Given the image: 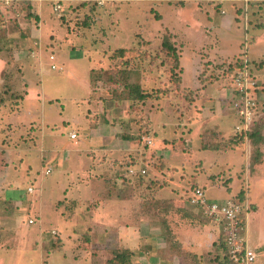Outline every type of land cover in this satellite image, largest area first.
I'll list each match as a JSON object with an SVG mask.
<instances>
[{
    "label": "rangeland",
    "instance_id": "1",
    "mask_svg": "<svg viewBox=\"0 0 264 264\" xmlns=\"http://www.w3.org/2000/svg\"><path fill=\"white\" fill-rule=\"evenodd\" d=\"M38 1L44 7L40 25L27 2L7 8L9 15L0 13V264L104 263L116 244L114 238L107 245L94 243V238L102 240L92 236L91 223L125 230L139 194L150 203L164 199L157 196H180L175 199L182 198L180 203L192 209L188 197L197 186L214 201L246 187L253 202L247 234L254 243H263V251L264 73L256 70L264 56L255 61L251 56L258 47L253 38L264 33V0H227L219 8L209 0H72L70 5L56 0L61 4L58 11L53 9L55 0ZM204 3L210 20L206 10H200ZM204 23L215 25L218 48H228L229 38H237L240 52L221 51L198 65L196 56L202 58L212 46H201L208 33ZM38 30L44 36L41 41L31 32ZM165 40L174 42L175 52L163 45ZM81 53L86 58H72ZM237 58H244L257 81L250 93L256 102L252 130L251 125L237 129L234 76L240 69L229 67ZM65 63L66 69L60 70ZM88 66L95 67L91 78ZM25 83L32 89L44 86L46 100H34L31 92L25 97ZM133 84L147 96L134 98ZM91 102L97 112L93 118L87 116ZM90 120L114 127L126 145L136 149L125 152L123 166L145 168L147 173L134 177L122 164L112 172L106 164L99 165L107 156L102 150L116 147L117 138H109L102 148L84 133L81 124L89 128ZM71 129L77 134L73 140ZM216 144L215 150L202 148ZM49 167L51 172L45 174ZM108 178L113 179L111 185ZM122 178L133 181L142 193ZM85 182L91 196L80 200L77 194L84 193ZM96 208H101L99 217ZM161 208L157 202L159 217ZM29 218L35 223L28 224ZM161 229L156 219L138 225L140 239H149L146 246H154L156 253L138 250L130 264H191L169 250L171 240L182 252V241L176 235L169 239ZM218 249L212 253L221 252Z\"/></svg>",
    "mask_w": 264,
    "mask_h": 264
},
{
    "label": "crops",
    "instance_id": "2",
    "mask_svg": "<svg viewBox=\"0 0 264 264\" xmlns=\"http://www.w3.org/2000/svg\"><path fill=\"white\" fill-rule=\"evenodd\" d=\"M30 1H31V11L34 12L37 15L36 17L40 18V21L38 23L40 25V24H42V21H43L44 7H43V5L41 3L43 1H41V2H39L38 0H30ZM62 1L63 2L64 1L67 2L68 5L74 4L72 2V0H62ZM52 2H55V5L53 6V9L55 11V6H56L57 1L55 0V1H52ZM204 4L205 5H203L201 7L202 9H200L202 11L204 9L206 10V5L207 4L206 3H204ZM205 12H207V13L204 14V15L208 17V20H210L211 16L209 17V14H210L209 11L206 10ZM204 24H205V25H203V26H205L204 28L208 27V33L205 34V37H204L205 40L200 41V43L203 42L201 46H203V45L205 46L206 44L209 45V42H212V46L209 45L208 46L209 48H206V52H207L206 54L207 55L203 54L202 58H201V55H197L196 56V62H197L198 65H201V60H203V58L205 59L204 61L213 60V57H216L217 55H219L221 53V51L231 50V51L235 52V53H233V55H237L240 52L241 49L239 48V46L242 43L237 38H236V41H234L233 39L229 38V40H228L229 47L228 48H218V44H219L220 40L217 42V38L214 37L215 36L214 34H212L216 30L215 25L207 24V23H204ZM31 28H32V26H31ZM262 30H264V29H262ZM31 32H33L34 33L33 36H37V38H39L40 41H41V39L43 40V37H44L43 33L39 32V30L37 32H34V31H31ZM51 37H53V35ZM214 39L216 41H214ZM252 42H255V44L258 45V47L255 50H253V52H252L253 54L251 56V57H253L252 60L255 61V60H257L256 59L257 57L264 56V48H263L264 47V33L259 34L257 36V39L253 38ZM200 43H198V44H200ZM41 45H42V42H41ZM42 49H43V45H42V48L40 50L41 51V58L38 59V61H39L38 64L40 66L44 62V60H43L44 59V54H43L44 52H42ZM217 52H219V53L217 54ZM82 55H83L82 53L79 54V55L78 54L77 55H73L72 58H76L77 56H79V58H86V57H84ZM198 57L200 59H198ZM78 60H81V59H78ZM0 61H2L1 58H0ZM256 62H258V61H256ZM260 62H261V66L259 67L258 70H256L257 74L264 73V61H260ZM66 65H67V63H65V67H63V66L60 67V70H65L66 69ZM3 66H4V63L2 61L0 63V68H2ZM88 67H89L88 74L90 76L91 71L95 67H92V66H88ZM73 75H75V74H73ZM182 77H183V75H182ZM182 82H183V84H186V82L183 80V78H182L181 83ZM88 84H89V88L92 89L91 81ZM203 84H205V83H203ZM23 85H25L24 88L26 89L25 90V97L30 96V92H31V97H33V96L35 97L34 100H36L37 98H38L37 100H40L41 102L46 100V98H47V96H46L47 94L46 93L47 92H45L46 90H45L44 86L41 85L39 89H32V87H30V83H25ZM188 85L192 86V88H193L192 84H188ZM197 87H200L199 83H198ZM51 97H55V96H51ZM53 100H54V98H49V102H51ZM98 104L100 105L99 102H97V105ZM50 106L52 107L53 104L50 105ZM91 108H93V109H91ZM94 109H95L94 102H91L90 103V109H88L89 113H88L87 116H90L91 118H93V115H95L94 113H97V112L94 111ZM106 117H108V115H106ZM48 118L49 119L47 120V123L50 124L49 121L52 118L51 117H48ZM92 122H93V120H90V123H92ZM43 123L46 124V122H43ZM81 125L84 128V133H85V135H87V138H89L91 140H95V141L101 142L102 144L100 146L102 148H104V146L106 144V141L109 138H113L114 136H115V138H117L115 140L117 146L116 147H111V148H106L105 147L102 151L105 152V154H107V156L103 157L104 159L102 161H101V159H99L97 161L99 163V165H105L106 164V167L109 166V168H106V169H109V171H111V172H112L113 169L119 168L117 166L123 163V160H124V158H123L124 156L123 155H125V152H128L127 154H129V153L132 154L131 151H133V150L136 151V149L133 146H131L130 144L126 145L125 141H127V140H124V139L120 138L118 136V134H117L118 132L117 133L115 132V130H114L115 128L113 127V129H111L110 128L111 126L109 127L108 124H103L102 122L97 121V122L94 123V125L92 123V125L89 128L87 127V124L85 122H83ZM108 128H110L111 131ZM72 132H76V131L71 129L70 132H69V137H70V133H72ZM140 153H143V152H140ZM112 156H113V158H116V159L110 161V162H112V163H110L108 161L109 160L108 157L112 158ZM137 156H139V154ZM122 166H123V164H122ZM129 166H130V164H125L123 167H128L129 168ZM94 171H96V169ZM119 173L117 174L118 177H119ZM102 176H103V174H102ZM106 180H107L106 183H108V185H111L113 179L112 178H108ZM122 180H123V182L127 183V181H125L124 178H122ZM122 180L120 179L119 181H122ZM130 183H132L133 186L137 188L139 193H142L141 192V190H142L141 187H138L137 185H135V183L133 181H131ZM91 186H93V185H91ZM82 188H83L84 193L80 192V193L77 194V197L79 196L80 198H78V199H80V200H81V198L86 197L85 195H88V196L90 195L91 196V191L89 189V186H88L87 182H85V184H84V186H82ZM107 194H108V196L111 195L109 193H107ZM134 195H138V194L134 193ZM139 196H140V198L138 199L136 205L133 206L130 209V215H129L130 223L128 224V227L125 228V230H116L114 226L104 225V223H99V226L96 225L95 223H91L92 224L91 227L93 228L91 230L92 236L100 238V241L102 240L101 243H100L99 241L96 240V238L93 237L94 238V240H93L94 243L107 245V243H109L110 240L112 238H114V241H115V244H116L115 248H118V247L130 248L133 251V257L135 255V252H137L138 250H139L138 251L139 253L140 252H145V251H150L152 254L156 253L154 251L155 247L153 245H152L153 247H151V246L147 247L146 246V244L150 243V240L149 239H140L141 237L137 233V227H138L139 224H141V223H144L145 225L149 224V219H152L151 217L147 216V214L142 212V208H143V204L142 203L145 201V199L140 194H139ZM157 198H164V199L172 198V199H175V198H180V196H178V197H175V196H172V197H159V196H157ZM227 198H225V199H227ZM181 199L178 201L179 203L181 202ZM68 200H77V199H75V198L69 199L68 198ZM77 201H78L77 203H80L79 200H77ZM97 201L100 202L101 199L99 198ZM91 203L92 204H96V202H91ZM95 213L97 214V216L100 215L101 214V208H100V210H98V208H96L95 209ZM168 216L171 217L170 215H168ZM177 217H179V219L176 218L175 220L179 224H176L175 222H172V220H171V222L169 221V224L171 225L173 234L177 236V238L180 240V242L182 241V244H183V247H181L182 253H187V254H185L183 257H181L179 253H174L171 250L173 255H177L176 258H179L178 259L179 261H180V259L181 260L183 259L184 261H187V262H189L191 264H196V261H193V259H192L193 255H196L197 260H200L199 262L201 264L208 263V260L206 259V257L209 256V255L207 253H208V251H211L212 249H214L213 248V242L217 238L218 231H216V229L218 230V228L213 223L197 224L195 222L192 223V221L189 220L188 218H183L181 216H177ZM248 219H249V217H248ZM94 227H96V228H94ZM158 228H161V226H159ZM155 229H157V228H155ZM162 229H163V227H162ZM164 232H165V230H164ZM194 235H195V238H194ZM103 239L106 241L105 244L103 243ZM124 239H127V241L124 242L123 241ZM130 239H132L133 242L129 244V240ZM248 240H249V245L254 247V248H256V250L258 251V257L257 258L258 259L260 257L264 258V250L263 251L261 250V246L263 245V243L260 240L258 242L254 243L253 240L251 239V237H248ZM131 244H133L134 247H131ZM184 247H185V249L183 250ZM137 257H140V256L138 255ZM143 257H145V255L142 254V258ZM258 259H256L253 264H264V260H259L258 261ZM94 262H93V264H94Z\"/></svg>",
    "mask_w": 264,
    "mask_h": 264
},
{
    "label": "built area",
    "instance_id": "3",
    "mask_svg": "<svg viewBox=\"0 0 264 264\" xmlns=\"http://www.w3.org/2000/svg\"><path fill=\"white\" fill-rule=\"evenodd\" d=\"M23 0H0V11L10 8L16 3ZM215 2V5H221L227 0H209ZM249 2L250 0H245ZM261 1V0H257ZM60 1H57L55 10L61 8ZM221 13H225L224 10ZM51 59L54 56L51 55ZM56 68V65H52ZM234 91L237 96L234 102L236 113L240 118V124L237 129L248 130L253 121L256 109V102L250 97L251 89L257 86V81L252 77L248 66L245 65L242 69L236 72ZM72 139L77 137L75 132L70 133ZM151 142L150 140L148 141ZM51 167L44 171L45 174L51 172ZM129 174H146L145 168L136 170L130 167ZM28 191L33 193L34 187L30 186ZM190 205L201 210L203 216L210 217L214 223L218 225L219 231L223 235V242L227 248L228 257L231 264H253L258 257L256 248L249 245L248 240V217L252 209V203L248 193L243 200L230 197L224 201L209 200L203 187H194L188 197ZM33 218L28 219V224H34ZM54 232V231H53Z\"/></svg>",
    "mask_w": 264,
    "mask_h": 264
},
{
    "label": "trees",
    "instance_id": "4",
    "mask_svg": "<svg viewBox=\"0 0 264 264\" xmlns=\"http://www.w3.org/2000/svg\"><path fill=\"white\" fill-rule=\"evenodd\" d=\"M263 1V0H261ZM27 2L28 4V7L31 9V2L30 0H25L24 2H19V3H16L15 5H13L11 7V9H16L18 8V6H20V4L23 5V3ZM262 3V2H260ZM236 5V4H235ZM217 8H219L220 6L219 5H216ZM10 9V10H11ZM238 10H241L242 12V9L238 7ZM0 13H5V15H9L10 12H9V9H4L3 11H0ZM38 18V17H37ZM163 45L165 47H167L170 51L172 52H175V47L176 45L174 44L173 41H163ZM121 52V51H120ZM245 65V60L244 58H237L235 61H233L229 67H232V69H242ZM94 72L95 71H91L90 73V78L92 77V75L94 76ZM93 73V74H92ZM236 74V73H235ZM95 78V77H94ZM258 90V89H257ZM130 94L134 96V98H144L147 96L146 93H144L142 90H141V87L140 85L138 84H133V85H130ZM256 114L254 115V118H255ZM253 118V120H254ZM256 122V119L255 121ZM254 122L253 124L251 125V130H252V126L254 125ZM250 130V132H251ZM209 134V133H208ZM207 134V137L209 138ZM218 136V132L217 133H213L212 134V137L214 139H216ZM123 137L125 139H130L131 137L129 136H126V135H123ZM202 148H205V149H217L218 148V145H214V146H202ZM133 174V175H130V176H134V177H140V176H144L143 174ZM127 182H131V180H126ZM204 188V187H203ZM204 190H206L204 188ZM247 189L246 187H243L238 193H236L233 197L234 198H237V199H240V200H243L247 194ZM160 203L162 204V216L159 217V212L158 210L155 209L156 207V204ZM157 202L156 201H153L150 203V201H147L145 200L142 204H143V208H142V212L147 214V216L151 217L152 219H156L157 221H159V223L162 224V227L163 229L165 230V232L167 233V237L170 239H172V236L174 235L173 234V231H172V228H171V225L169 224V221L171 222L172 219H170L169 221L167 220V218H171L169 217L168 215L170 216H175V218H173V221L172 222H175L176 224H179L175 219H179V217L177 216H181L183 218H188L189 220L197 224H208V223H212L213 220L210 218V217H207V216H203L202 215V212L199 208L197 207H194L192 206L193 208H189L187 207L186 205H183L181 203H179L176 199H157ZM253 206V205H252ZM173 213V214H172ZM215 225H217L215 223ZM179 226V225H178ZM217 228H218V225H217ZM223 235L221 234V232L219 231V228H218V235H217V238L216 240H214L213 242V248L211 251H208V255L206 257V259L208 260V263L206 264H217L218 261H222V264H231L230 263V260H229V257H228V253H227V248L223 242ZM219 248H221V252H218L216 254H213L212 252H214L213 250H218L219 251ZM115 250L114 253H113V256L110 257L109 259H107L104 263H101V264H130V261L132 263V256H133V251L130 249V248H125V247H118V248H114ZM169 250L173 251L174 253H179L181 257H183L185 254L187 253H182L179 251L178 247L174 246L173 243H171V240H169ZM179 259V258H177ZM193 261H196V264H199L200 260H197L196 258V255H193L192 257ZM181 260V259H180ZM183 260V259H182ZM184 261V260H183ZM217 262V263H215ZM201 264V263H200ZM221 264V263H220Z\"/></svg>",
    "mask_w": 264,
    "mask_h": 264
}]
</instances>
